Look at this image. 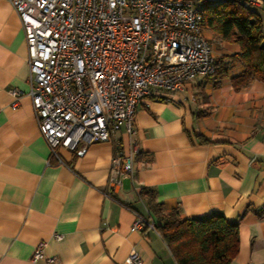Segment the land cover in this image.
Instances as JSON below:
<instances>
[{
    "label": "crops",
    "instance_id": "1",
    "mask_svg": "<svg viewBox=\"0 0 264 264\" xmlns=\"http://www.w3.org/2000/svg\"><path fill=\"white\" fill-rule=\"evenodd\" d=\"M257 12L264 33V7ZM206 36L214 57H224L221 76H199L167 97L146 96L135 107L131 133L80 140L52 155L25 94L19 18L0 0V264H47L32 260L41 243L56 264H128L131 251L144 264H176L141 188L152 190L164 211L220 214L236 223L230 264H264V82L234 89L231 78L243 69L238 45ZM13 88L24 92L15 108ZM133 144L132 172L108 194L111 158ZM138 214L148 223L143 231L132 229Z\"/></svg>",
    "mask_w": 264,
    "mask_h": 264
},
{
    "label": "built area",
    "instance_id": "2",
    "mask_svg": "<svg viewBox=\"0 0 264 264\" xmlns=\"http://www.w3.org/2000/svg\"><path fill=\"white\" fill-rule=\"evenodd\" d=\"M26 44V82L37 129L52 155L80 140L109 141L132 132L137 103L180 90L214 73L211 43L201 28V8L218 0H8ZM254 10L264 0H242ZM18 106L21 90H10ZM85 150L83 147L78 154ZM135 145L111 158L107 193L132 172ZM136 215L132 229L143 231ZM56 264L38 244L32 260ZM128 264H144L131 251ZM246 264H254L248 261Z\"/></svg>",
    "mask_w": 264,
    "mask_h": 264
},
{
    "label": "trees",
    "instance_id": "3",
    "mask_svg": "<svg viewBox=\"0 0 264 264\" xmlns=\"http://www.w3.org/2000/svg\"><path fill=\"white\" fill-rule=\"evenodd\" d=\"M201 14L203 33L210 32L239 47L238 59L243 69L231 78L233 88L240 89L254 80L264 82V33L257 10L244 6L242 0H218L203 6ZM214 65L212 75L215 77L226 71L224 57L215 58ZM139 196L159 221L152 226L176 264H230L235 257L238 251L236 223L220 214L185 218L177 209L164 211L150 189L141 188Z\"/></svg>",
    "mask_w": 264,
    "mask_h": 264
},
{
    "label": "rangeland",
    "instance_id": "4",
    "mask_svg": "<svg viewBox=\"0 0 264 264\" xmlns=\"http://www.w3.org/2000/svg\"><path fill=\"white\" fill-rule=\"evenodd\" d=\"M206 34H209V32H207V33L204 32V35H205V37L207 38ZM210 34H211V33H210ZM209 36H210V35H209ZM209 36H208V37H209ZM209 38H210V40H211V38H212V39H215L216 37H214V36L211 34V37H209ZM209 42H210V41H209ZM211 46H212V44H211Z\"/></svg>",
    "mask_w": 264,
    "mask_h": 264
}]
</instances>
